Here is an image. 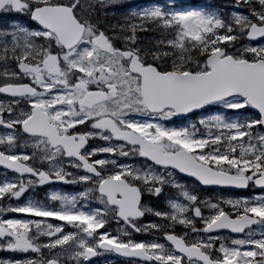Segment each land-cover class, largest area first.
Here are the masks:
<instances>
[{
    "label": "snow or ice",
    "instance_id": "1",
    "mask_svg": "<svg viewBox=\"0 0 264 264\" xmlns=\"http://www.w3.org/2000/svg\"><path fill=\"white\" fill-rule=\"evenodd\" d=\"M104 256L264 264V0H0V264Z\"/></svg>",
    "mask_w": 264,
    "mask_h": 264
},
{
    "label": "rangeland",
    "instance_id": "2",
    "mask_svg": "<svg viewBox=\"0 0 264 264\" xmlns=\"http://www.w3.org/2000/svg\"><path fill=\"white\" fill-rule=\"evenodd\" d=\"M196 2H197L198 4H201V3H204V0H196ZM113 230H115V225H113ZM102 261H109V262L114 261L115 264H121V262H120L119 259L114 258V257H112V256H104V257H100V258H98V262H97V264H100V262H102Z\"/></svg>",
    "mask_w": 264,
    "mask_h": 264
},
{
    "label": "flooded vegetation",
    "instance_id": "3",
    "mask_svg": "<svg viewBox=\"0 0 264 264\" xmlns=\"http://www.w3.org/2000/svg\"><path fill=\"white\" fill-rule=\"evenodd\" d=\"M139 2H142V0H138V2L137 3H139ZM182 5H187V4H183V3H181Z\"/></svg>",
    "mask_w": 264,
    "mask_h": 264
}]
</instances>
